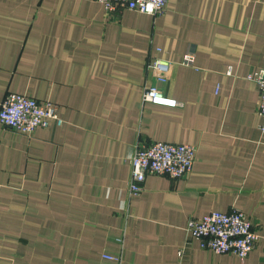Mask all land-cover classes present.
Returning <instances> with one entry per match:
<instances>
[{
	"label": "crops",
	"instance_id": "1",
	"mask_svg": "<svg viewBox=\"0 0 264 264\" xmlns=\"http://www.w3.org/2000/svg\"><path fill=\"white\" fill-rule=\"evenodd\" d=\"M187 57L191 63L185 64ZM182 105L142 103L149 61ZM264 0H168L153 16L94 0H0V104L60 106L63 126L0 124V264H264ZM197 148L184 179L149 175L129 196L141 144ZM241 211L260 239L246 260L203 249L190 220Z\"/></svg>",
	"mask_w": 264,
	"mask_h": 264
},
{
	"label": "built area",
	"instance_id": "2",
	"mask_svg": "<svg viewBox=\"0 0 264 264\" xmlns=\"http://www.w3.org/2000/svg\"><path fill=\"white\" fill-rule=\"evenodd\" d=\"M104 6L107 12L132 10L143 14L161 16L166 12L168 0H94ZM187 57L185 64H190ZM173 63L162 58L149 61L147 70L154 84L144 87L142 103L177 108L182 104L169 98L159 84L170 81ZM249 79L259 86L261 98L258 113L264 120V69L256 71ZM0 124L5 130L22 135H32L40 128L52 124L63 126L60 106L52 102H39L21 94H9L0 104ZM261 131L264 134V123ZM197 157V148L190 145H176L161 142L141 144L130 156L131 177L128 184L129 196L140 194L149 175H166L172 179L189 177ZM188 234L199 241L203 249L216 254H231L240 260L247 259L255 249L260 236L252 221L241 211L232 213L213 212L201 220H190Z\"/></svg>",
	"mask_w": 264,
	"mask_h": 264
}]
</instances>
